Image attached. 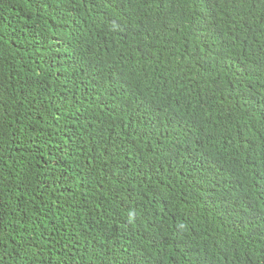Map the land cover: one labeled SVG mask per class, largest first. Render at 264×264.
<instances>
[{"label": "trees", "instance_id": "16d2710c", "mask_svg": "<svg viewBox=\"0 0 264 264\" xmlns=\"http://www.w3.org/2000/svg\"><path fill=\"white\" fill-rule=\"evenodd\" d=\"M0 264H264V0H0Z\"/></svg>", "mask_w": 264, "mask_h": 264}]
</instances>
